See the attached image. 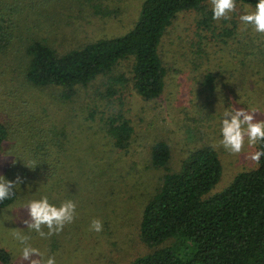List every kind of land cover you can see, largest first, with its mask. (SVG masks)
Wrapping results in <instances>:
<instances>
[{
  "label": "rangeland",
  "instance_id": "374dc122",
  "mask_svg": "<svg viewBox=\"0 0 264 264\" xmlns=\"http://www.w3.org/2000/svg\"><path fill=\"white\" fill-rule=\"evenodd\" d=\"M104 2L112 12L106 17L97 15L85 0H0V14L18 22L15 40L44 38L65 51L129 31L143 0ZM236 5L229 20L213 23L217 34L224 28L226 33L232 31L222 38L198 26L201 11L178 14L161 45L168 70L166 87L154 100H145L135 89L131 60L113 70L128 79L113 103L95 101L106 77L78 88L69 100L59 87H35L19 78L0 80V120L9 128L0 150V175L12 181L20 177L17 199L0 209V248L11 255L10 262L0 264H20L24 245L12 235L17 230L28 235V243L45 258L54 256L56 264H130L149 253L152 248L142 241L139 228L144 206L166 173L151 165V148L157 140L172 147V171L180 169L193 148L216 145L223 172L207 195L224 190L239 172L257 166L246 156L257 151L259 141L253 147L245 142L239 154L218 144L226 108L256 109V118L264 119V34L239 19L244 5L249 11L255 5L237 0ZM204 9L212 10L210 0ZM8 59L21 74L26 58ZM119 112L134 128L124 150L114 147L102 122ZM44 195L56 205L69 199L77 205L74 220L46 238L29 232L24 220L30 217L23 207ZM93 219L102 221V231L91 230Z\"/></svg>",
  "mask_w": 264,
  "mask_h": 264
},
{
  "label": "trees",
  "instance_id": "16d2710c",
  "mask_svg": "<svg viewBox=\"0 0 264 264\" xmlns=\"http://www.w3.org/2000/svg\"><path fill=\"white\" fill-rule=\"evenodd\" d=\"M85 1L99 16L112 13L104 0ZM207 1L143 0L139 17L129 31L65 51L44 38L15 40L20 32L18 22L0 14V80L19 78L35 87H59L64 91L62 97L69 100L78 88H87L106 77L95 101L113 103L122 95L121 85L128 81L123 74H113V70L131 60L135 89L145 100L157 99L165 90L168 75L161 45L180 12L201 11L198 26L212 31L215 38L233 35L230 30L224 32L225 28L216 33L212 10L204 9ZM237 1L249 5L257 2ZM18 55L26 58L21 74L15 65L7 63L10 56ZM102 122L115 148L124 150L131 144L134 128L122 112ZM8 137L9 128L0 120V150ZM257 151H264V141H259ZM171 159V145L157 140L151 148V165L166 173L144 206L139 228L142 241L152 249L130 264H264V156L255 168L239 172L224 190L213 195L207 194L223 172L214 146L205 144L190 150L177 171L170 169ZM16 199L17 190L14 197L0 202V209ZM168 241L172 243L166 245ZM10 261V253L0 248V263Z\"/></svg>",
  "mask_w": 264,
  "mask_h": 264
},
{
  "label": "clouds",
  "instance_id": "9594fccd",
  "mask_svg": "<svg viewBox=\"0 0 264 264\" xmlns=\"http://www.w3.org/2000/svg\"><path fill=\"white\" fill-rule=\"evenodd\" d=\"M210 4L214 20H229L230 14L237 8L236 0H210ZM244 8L245 11L239 17L242 24L251 26L256 33L264 34V0H257L254 11L247 10V5H244ZM256 113V109L226 108L222 119V138L218 144L230 153L239 154L243 152L245 142L253 147L258 141H264V119H257ZM261 156H264V151L251 152L246 158L258 164ZM19 184L20 177H17L16 181H12L0 175V202L14 197ZM23 207L27 209L30 217V219L24 220L29 232L35 231L41 237L46 238L58 234L63 230L65 224L74 220L77 205L70 199L56 205L49 201L47 195H44L28 201ZM44 228H47V232L43 230ZM90 228L96 232L102 231V221L93 219ZM12 235L24 245L19 257L20 264H23L24 261H28V264H56L54 256L45 258L39 249L28 243L30 239L28 235L18 230L14 231ZM34 256L35 258H33Z\"/></svg>",
  "mask_w": 264,
  "mask_h": 264
}]
</instances>
